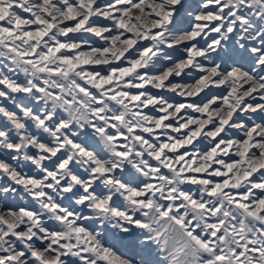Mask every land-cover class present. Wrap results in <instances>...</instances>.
Returning <instances> with one entry per match:
<instances>
[{
	"label": "snow or ice",
	"instance_id": "6c2138e0",
	"mask_svg": "<svg viewBox=\"0 0 264 264\" xmlns=\"http://www.w3.org/2000/svg\"><path fill=\"white\" fill-rule=\"evenodd\" d=\"M0 264H264V0H0Z\"/></svg>",
	"mask_w": 264,
	"mask_h": 264
},
{
	"label": "rangeland",
	"instance_id": "374dc122",
	"mask_svg": "<svg viewBox=\"0 0 264 264\" xmlns=\"http://www.w3.org/2000/svg\"><path fill=\"white\" fill-rule=\"evenodd\" d=\"M165 96L168 97L170 100H176V99H179V97H175V95L173 93H165ZM125 251H128V250H125ZM129 254H132L129 252Z\"/></svg>",
	"mask_w": 264,
	"mask_h": 264
},
{
	"label": "clouds",
	"instance_id": "9594fccd",
	"mask_svg": "<svg viewBox=\"0 0 264 264\" xmlns=\"http://www.w3.org/2000/svg\"><path fill=\"white\" fill-rule=\"evenodd\" d=\"M31 161H29V163H30Z\"/></svg>",
	"mask_w": 264,
	"mask_h": 264
}]
</instances>
